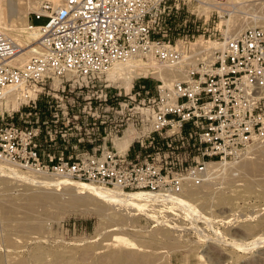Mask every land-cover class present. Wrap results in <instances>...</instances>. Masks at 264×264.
I'll return each mask as SVG.
<instances>
[{
    "label": "built area",
    "instance_id": "2783aa9c",
    "mask_svg": "<svg viewBox=\"0 0 264 264\" xmlns=\"http://www.w3.org/2000/svg\"><path fill=\"white\" fill-rule=\"evenodd\" d=\"M256 3L42 0L32 53L0 31V165L161 198L203 185L264 136V25L224 20ZM131 63L118 86L109 72Z\"/></svg>",
    "mask_w": 264,
    "mask_h": 264
},
{
    "label": "rangeland",
    "instance_id": "374dc122",
    "mask_svg": "<svg viewBox=\"0 0 264 264\" xmlns=\"http://www.w3.org/2000/svg\"><path fill=\"white\" fill-rule=\"evenodd\" d=\"M41 1H0V7L11 10L6 13L18 39H32L28 25H34L31 18ZM257 3L252 8L261 10L264 3L258 4L262 7ZM252 8L247 10L263 14V9ZM251 19L235 15L224 20L237 29L254 22L264 25L263 19ZM173 21L175 25L177 18ZM17 106L14 100L13 107ZM130 134L122 149L131 142ZM224 166L221 175L212 174L208 182L176 196L184 204L166 198L149 207L148 214L132 211L136 215L130 219L120 215L125 211L113 213L110 206L98 200L95 204L90 197L78 212L37 200L48 185L17 181L12 174L5 178L0 172V264H264V136L250 146L243 160L227 162L222 174ZM90 201L93 207L109 210L89 212ZM122 239L134 242L135 249H127Z\"/></svg>",
    "mask_w": 264,
    "mask_h": 264
},
{
    "label": "bare ground",
    "instance_id": "6f19581e",
    "mask_svg": "<svg viewBox=\"0 0 264 264\" xmlns=\"http://www.w3.org/2000/svg\"><path fill=\"white\" fill-rule=\"evenodd\" d=\"M0 1H2L4 3V0H0ZM258 1L260 2V3L259 2L258 3L261 4V5L264 3V0H258ZM5 3H6V1H5ZM261 5L257 4V6L262 7ZM22 6H24V4ZM31 6L32 5H30V8L33 7V6L32 7ZM216 6H217V8L219 10L225 11L223 6H221V5H216ZM255 6H253V7H255ZM263 7H262L263 10L261 9L262 11L259 10V9L258 10H259V12L261 11L264 14V8ZM24 8H26V7L24 6ZM7 9L6 8L4 9V8L0 7V31L4 32L8 36H11L12 38L16 39L19 43H21L23 45V47L25 48V55H29L30 53L33 52V49L35 47L34 44L38 40L39 35H38L37 32H30V36H32V39L29 38V37H28V39L26 41H23L22 39H18L19 37L17 38L14 35V33H15L14 31H16V29H15L16 26L14 25L13 22H10V20L8 19V15L6 13ZM28 9H29V7H28ZM252 9H256V8H252ZM8 10H10V8ZM258 10L256 9L257 12H258ZM256 11H255V13H256ZM236 12L237 13L239 12V13L242 14V12L240 10H236ZM251 14L252 15L246 13L244 15L247 16V17L251 16L252 19H254V20L255 19H261V20L263 19L264 20L263 14H260V13H257L259 15H257V14L255 15L253 13H251ZM247 19H250V18H247ZM11 21H13V20H11ZM15 23H17V22L15 21ZM237 28L238 27H234V28H231L230 30H231V32L233 34H236V33H239L241 30H243L244 27L242 26V28H241V25H239V29H237ZM139 68H143V67L140 64H138V63H131V64H126V65H118L114 70L110 71L108 75H109L110 79L115 80L117 85L125 86L128 89L130 87V84H131V81L133 80V78L138 75V72L136 70L139 69ZM152 68L156 71V73H160L162 78L165 81H166V76H169L170 73H171L170 70L167 69V68H162V67H158V66H156V67L152 66ZM148 70L149 69H146L145 71L148 72ZM123 140L120 141L119 144H118L120 148L123 145V143H125ZM242 160H243V158H242ZM226 164L227 163H225V164L223 163V165H225V166H226ZM254 165H256V164H254ZM221 166H222L221 163H219V164H211L209 166V171H208L209 172V175H208L209 178L207 179V182L211 178L210 176L212 174L215 175L216 173H218V174L220 173V175H221V170H220ZM225 166L222 169H224ZM247 167H249V166H247ZM227 169H224L222 171L223 172L222 174H224V171L225 170L227 171ZM0 172L4 173V175H2V176H5V178L9 177L8 174H10V175L12 174L13 176H11V178H15L17 181L28 180V181H33L35 184H38V185H48L49 187H46V188L44 187V189H46L47 191L41 192L40 195L38 194L37 198H35V199L43 201V202L46 201V202H50V203H57L59 205H62V207L64 206V208H65V206L67 208L70 207L69 209L75 208V210H77V212L78 211H83V210H81L82 207H81V209H79V206H80V204L85 203V200L89 201L88 199L90 197V198H94L95 199V200H93L94 202L96 200H98L99 202L103 203V205L106 204V205L110 206V208L114 210L113 213H115V212L119 213L120 211H125L126 213H123V214H120V215L129 216V219H130V217H133V216L136 215V214H133L132 211L136 210L139 213L148 214V211H150L149 207L153 206L155 203L156 204L161 203L160 201H166V198H161V197H158V196L153 195V194H146V193L123 194V193H117V192H112V191H109V190L101 189L99 187H95L93 185L86 184V183H81V182H77V181H70V180H64V179L63 180L62 179H56L55 180L54 178L46 176V175H40V176L29 175V176L25 177V176H22L21 172H19L18 169L14 168V167H12L10 165H6V164L0 165ZM218 174H216V175H218ZM61 201H63L62 204L60 203ZM171 202H176L178 204H182V203L184 204V200L176 198V197H172ZM89 203H91V201ZM96 203L97 202H95V204ZM91 204H92V207H90L88 209V210H90L89 212H93L95 214L96 213L100 214L101 212H103V209H104L103 206H102L103 207V209H102L101 205L99 207H93L94 203H91ZM83 205L84 204H82V206ZM87 207H89V206H87ZM121 207L123 208V210H121ZM105 209H107V208H105ZM105 209H104V211H105ZM107 210H109V209H107ZM68 212H70V210H68ZM65 213H66V209H65ZM104 215H105L106 219L108 220V218H107L108 217L107 216L108 212H107V215L106 214H104ZM99 217L101 218L102 216L99 215ZM110 217H111V215H110ZM103 218H104V216H103ZM101 223H102V220H101ZM118 224H120V223L118 222ZM262 240L256 244L257 247L259 246L260 243H262ZM123 242H124V244L126 246H128L127 249H135V247H136V244L134 242H132V241L123 240Z\"/></svg>",
    "mask_w": 264,
    "mask_h": 264
}]
</instances>
